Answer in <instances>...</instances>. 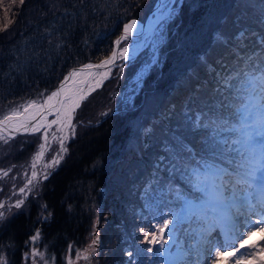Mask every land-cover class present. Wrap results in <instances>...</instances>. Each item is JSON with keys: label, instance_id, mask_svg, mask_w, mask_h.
I'll return each mask as SVG.
<instances>
[{"label": "trees", "instance_id": "trees-1", "mask_svg": "<svg viewBox=\"0 0 264 264\" xmlns=\"http://www.w3.org/2000/svg\"><path fill=\"white\" fill-rule=\"evenodd\" d=\"M155 2L0 0V117L42 98L71 67L107 56L122 25L133 18L143 20ZM217 33L228 38V45L216 42ZM262 39L264 0H179L159 43V62L146 72L138 91L124 95L138 59L124 71L116 64L74 115L75 135L66 141L60 164L32 188L25 207L0 223V252L6 264H22V249L40 226L50 254L59 258L68 244L83 240L95 206L103 212L104 231L111 227L110 234L125 237L118 246L130 247L129 253L143 259L145 233L155 230L161 221L154 217L172 206L171 194L163 195L162 190L171 183L191 193L181 173L173 171L174 137L190 145L197 159L222 163L202 143L210 130L193 129L187 116L202 111L227 117L231 109L220 108V103L242 102L221 80L233 69L244 68L237 63L240 56L264 51ZM209 51L211 67L200 60ZM113 90L120 96H113ZM258 91L251 90V95ZM41 141L39 132L0 142V170L11 168L0 179V201L13 191L11 184L15 189L24 184ZM186 239L188 249L192 241Z\"/></svg>", "mask_w": 264, "mask_h": 264}, {"label": "snow or ice", "instance_id": "snow-or-ice-1", "mask_svg": "<svg viewBox=\"0 0 264 264\" xmlns=\"http://www.w3.org/2000/svg\"><path fill=\"white\" fill-rule=\"evenodd\" d=\"M23 2L24 0H20L21 4ZM136 25L135 20L126 23L123 34L116 43L127 39ZM7 27V24L4 25V29ZM215 40L222 46L229 43L223 33H217ZM260 44L264 48V39ZM128 52L127 46L119 49V58L128 59ZM116 58L117 52L114 51L100 64H85L79 69H73L64 76L55 91L42 94V101L29 100L0 118V142L8 143L17 134L44 133L43 142L38 145V151L31 158V177H25L27 182L19 189L20 194L27 196L33 182H39L37 161L43 159L45 151L50 150L53 143H58L59 149L51 161L42 165L43 178L47 179L50 175L48 168H55L60 164L67 152V135H75L73 117L76 109L88 93L94 90L93 83L95 87H99L103 79L107 78V72H93L92 69L114 66ZM211 58L212 51H209L200 60L202 64L211 67ZM237 63H243L244 68L233 69L225 74L221 85L242 102L238 105L221 102L220 108L231 109L227 117L202 111L187 116L193 129L210 130L208 140L202 143L205 151H210L222 163H210L203 157L197 159L190 145L184 143L180 137H174L177 149L173 154V171L181 173L191 188V193H184L171 183L162 190L163 195L171 194L172 206L168 213L161 212L158 217H154L161 222L156 223V231L147 232L144 236L149 244L158 245L155 259L161 262L208 264L209 259L219 261L223 258L227 264H246L255 258L259 264H264V259L260 258L258 252L253 251L264 242V236L261 240L247 245L243 242L246 234L251 235L250 229L264 227V51H253L249 55L240 56ZM249 86L252 91L259 88L255 97L243 95L250 91ZM50 114H54L55 119L48 120ZM53 125L57 131L49 140L48 130ZM10 171L11 168L0 170V179L6 178ZM13 192L15 193V188ZM23 203V199H18L14 207L20 209ZM3 207V202H0V223L7 219ZM12 207L13 205H8L9 211ZM252 216H256V219L252 220ZM184 225L188 227L185 228ZM216 228L221 229L224 237L222 241L211 238ZM140 232H145V229L141 228ZM181 233L192 241L188 250H184L183 242L179 240ZM39 238L37 230L30 240L34 242ZM237 241H240L238 247ZM98 242L99 237L96 236L83 251L77 252V258L89 260ZM174 247L177 249L175 254L172 252ZM228 248L232 250L225 255L221 249ZM147 251L153 252L154 249L149 247ZM32 255L43 257L44 254L34 248ZM128 255L131 261L133 253ZM190 256H195V261L189 259ZM148 259L153 261V257Z\"/></svg>", "mask_w": 264, "mask_h": 264}, {"label": "rangeland", "instance_id": "rangeland-1", "mask_svg": "<svg viewBox=\"0 0 264 264\" xmlns=\"http://www.w3.org/2000/svg\"><path fill=\"white\" fill-rule=\"evenodd\" d=\"M178 4H179V0H161L160 4L156 8L153 26L151 27L149 32L146 35H142V36L141 35L136 36L132 33L130 36L127 37V39H124L120 42L119 49H121L125 46L128 47V50H129L128 59L122 60L119 58V55H118L117 60L114 63V66H109L110 71H109V68L107 69V73H108L107 78L110 77L112 69L114 67H117L116 64H118L119 66H122L120 68L123 69L122 71H124L125 67L129 64V62H131V61L133 62L134 60L138 59L139 62H137V64L134 66V69L131 71L130 76L128 77V79L126 81V89L124 91V95L126 97H131L138 91V89L142 83V79L144 78L146 72L150 69L151 66H153L159 62V57H158L159 43L163 39L165 30H166V26H167L168 22L173 18L174 8L177 7ZM133 19H135V18H133ZM107 78L103 79L102 83ZM102 83L100 84V86L102 85ZM93 88L96 89L98 87H95V85H93ZM249 88H250V91L246 93L247 94L246 96L251 95V87H249ZM114 90L112 92V95L119 97L120 92L114 91ZM85 91H87V90H85ZM91 92H89L88 95ZM88 95L86 96V98L88 97ZM42 98L35 99V100L41 101ZM82 104H83V102H81L80 106ZM78 109H80V107L76 109L75 114H76ZM0 118H2V117H0ZM74 123H76L75 117H73V124ZM56 131H57V129H56L55 125H53L52 128H50L48 130L49 140L52 139V134L55 133ZM66 133H67V130H66ZM40 134L43 137V135H44L43 131H41ZM70 137H71V135L68 134L67 139L65 140V143ZM42 142L43 141H41V143ZM58 149H59V144L53 143L51 145L50 150L45 151V155H44L43 159L37 161L36 171L39 173V182L37 183L36 181H34L32 188L39 187L41 182L44 180V178H43L44 169H43L42 165L47 163L48 161H51L53 156L57 153ZM37 151H38V149L35 151V153ZM50 169H52V168H48L47 171L49 172ZM162 170H165V166H163ZM32 171H33V169L30 167V170H29L27 177H31ZM26 182L27 181L25 179L24 184L22 186H20L19 188L15 189V193L12 191L14 188V185L11 184L10 188H11L12 192H10L9 197H6L5 200L2 199L0 201V202H3L4 207L2 210L4 211V214L6 217L13 210L16 209L14 207V205L18 199L24 200L22 207H25L26 201L31 197L32 188L28 192L27 196H24V195L19 193V189L21 187H24ZM154 188H156V187L154 186ZM9 204L13 205V207L11 208L10 211L8 209ZM100 209L101 208L98 206H95L93 208V211H92L93 213L91 215L92 220L88 226L87 232H86L83 240H81L79 242L77 241V242H72V243L68 244V246L65 249H63L61 251V253L59 254V258H57L56 256L53 257V255L50 254L49 248L46 246L45 240H43V238H42L43 237V233H42L43 227L40 226L39 234H42V235H40L41 240L38 244V248H39L38 251H39V253H43L44 255H43V257H40L38 255L33 256L32 264H130L131 262L133 263L134 261H136L137 264H159L160 263L159 260L155 259V256H156L155 249L158 248V245H151L148 242L146 243V247L147 248L152 247L154 249V251L148 252L146 250L145 257L143 259H138L133 254V256L131 257V261H130V258L128 255L130 247H127V248L122 250L121 247L118 246L119 243H122L124 241L125 237L119 238L117 235L110 234L109 231L111 230V227H109V229L107 231H104V229L102 227L103 221H104V218L102 217L103 212H101L102 210H100ZM43 219H44V217H43ZM251 219L255 220L256 217L252 216ZM113 228H114V226H113ZM37 229H38V227L35 228V230H37ZM152 231H156V229L152 230ZM250 231H251V235L246 234L244 239H243L244 244H247V242L249 241L250 238H252L254 233L256 231H261V229L252 228V229H250ZM213 233L211 234V238H213L215 240H219V241H222L224 239L223 234L221 232V229L218 228V233L220 235H218L214 231H213ZM104 234L107 237H102V236H104ZM32 236H33V234H32ZM96 236L99 237V242L95 246V252L92 254L90 259L89 260H84L83 258L78 259L77 258V252L83 251V249H85ZM262 236H264V230H262L261 237ZM261 237H260V240H261ZM102 239H103V241H102ZM149 239H151V237H149ZM179 240H180V242H183L184 250H188L185 247L186 243H188V239H186V237L180 236ZM239 243H240V241L236 242L237 247L239 246ZM261 246H264V242H261L259 247H261ZM24 249L25 248H23L22 251H24ZM231 250H232L231 248L221 249V251H223L225 253V255L227 254L228 251H231ZM256 250L257 249H254L253 251L255 252ZM28 251L30 252L29 249H28ZM260 252H262L259 255L261 258L264 256V249L261 250ZM213 255H214V253H213ZM148 257H153V261H149ZM121 258L124 259L123 262H121ZM195 259L196 258L194 256L193 261H195ZM6 261H7L6 255L4 256V253L0 252V264H3ZM27 263H28L27 260L22 261V264H27ZM136 263H133V264H136ZM208 264H227V262L223 258H221L219 261L209 259ZM246 264H259V263H258V260L253 258L251 261L246 262Z\"/></svg>", "mask_w": 264, "mask_h": 264}, {"label": "bare ground", "instance_id": "bare-ground-1", "mask_svg": "<svg viewBox=\"0 0 264 264\" xmlns=\"http://www.w3.org/2000/svg\"><path fill=\"white\" fill-rule=\"evenodd\" d=\"M155 13H156V9L153 11V12H151L149 15H148V17L145 19V22L141 25L140 23H139V21H137V25H136V27L133 29V34L134 35H136V36H142V35H146L148 32H149V30L151 29V27L153 26V22H154V15H155ZM136 21V20H135ZM130 22V21H129ZM128 23V22H127ZM134 32H137V33H134ZM146 38V37H145ZM118 53H119V46H118V50H117V56H118ZM87 64H90V63H87ZM82 66H80V67H78V68H75V69H79V68H81ZM109 67H104V68H99V69H92V71L93 72H107V69H108ZM93 85H94V83H93ZM85 90H87V89H85ZM22 111V110H21ZM47 119L48 120H52V119H55V115L54 114H50V115H48V117H47ZM220 229V228H219ZM214 232H216L218 235H220L219 233H218V228H216V229H214L213 230ZM213 233V232H212ZM214 234V233H213ZM261 235H262V231H256L255 233H254V235L252 236V238H250L249 239V241L247 242V244H250V243H253V242H256V241H259L260 240V237H261ZM246 244V245H247ZM264 249V246H261V247H259V248H257V250L255 251V252H258V254L260 255V253H262V252H260L261 250H263ZM261 259H264V256L263 257H261ZM258 263H259V261H258Z\"/></svg>", "mask_w": 264, "mask_h": 264}, {"label": "water", "instance_id": "water-1", "mask_svg": "<svg viewBox=\"0 0 264 264\" xmlns=\"http://www.w3.org/2000/svg\"><path fill=\"white\" fill-rule=\"evenodd\" d=\"M160 1H161V0H156V2H155V4H154L153 8L148 12V14L146 15V17H145L143 20L130 19L129 21L136 20V21H139V23L142 25V24L145 22V19L148 17V15H149L151 12H153V11L158 7V5L160 4ZM129 21H127V22H129ZM127 22H125V23L122 25V28H121L119 34H118V35L114 38V40L112 41V48H111L110 53H109L107 56H105V57L99 59L98 61H88V62H86V63H84V64H81V65H77V66H73V67H71V68H70V69H69V70L63 75L62 79L57 83V85H56L53 89H51L48 93H46V94H50L52 91H55V90L57 89V87L60 85L61 81H63L64 76L68 75L69 72L72 71L73 69L78 68V67H80V66H83V65H85V64H87V63H90V64H92V65L100 64L101 61H103V60H105L106 58H108L109 56H111L112 53H113L114 51L117 52V50H118V46H119V44H120V42H121L122 40H120L119 43H116V42H117V40L121 37V35L123 34V26H124ZM134 33H137V32H134ZM129 36H130V35H129ZM116 60H117V58L115 59V61H116ZM115 61H114V63H115ZM109 66H111V65H109ZM109 66H106V67H109ZM94 69H96V68H94ZM94 69H93V70H94ZM43 98H44V96H43ZM43 98L41 99V101L43 100ZM36 232H37V230H35V232H34L33 235H35ZM30 237H32V235H31ZM30 237H29V241H31V240H30ZM31 242H33V241H31Z\"/></svg>", "mask_w": 264, "mask_h": 264}, {"label": "flooded vegetation", "instance_id": "flooded-vegetation-1", "mask_svg": "<svg viewBox=\"0 0 264 264\" xmlns=\"http://www.w3.org/2000/svg\"><path fill=\"white\" fill-rule=\"evenodd\" d=\"M37 230H40V228L38 227V229ZM35 232V231H34ZM34 232H33V234H34ZM32 235V234H31ZM30 235V236H31ZM40 235H42V234H40ZM29 236V237H30ZM29 237H28V242H27V244H26V248L24 249V251L22 252V257H23V261H26L27 260V264H32V258H33V255H32V250L35 248L36 249V251L37 252H39L38 251V244H39V242H40V240H41V237L39 238V240H37V241H34V242H31V241H29ZM28 249L30 250V252L28 251ZM26 250V251H25ZM25 254H27V255H25ZM8 261H6V263H7ZM4 264V263H3Z\"/></svg>", "mask_w": 264, "mask_h": 264}]
</instances>
